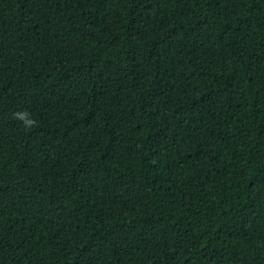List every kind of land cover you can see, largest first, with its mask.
<instances>
[{"label":"trees","instance_id":"16d2710c","mask_svg":"<svg viewBox=\"0 0 264 264\" xmlns=\"http://www.w3.org/2000/svg\"><path fill=\"white\" fill-rule=\"evenodd\" d=\"M0 264H264V0H0Z\"/></svg>","mask_w":264,"mask_h":264},{"label":"clouds","instance_id":"9594fccd","mask_svg":"<svg viewBox=\"0 0 264 264\" xmlns=\"http://www.w3.org/2000/svg\"><path fill=\"white\" fill-rule=\"evenodd\" d=\"M13 119L21 122L25 131H31L38 127V123L32 118L31 114L26 110L16 111L13 113Z\"/></svg>","mask_w":264,"mask_h":264}]
</instances>
